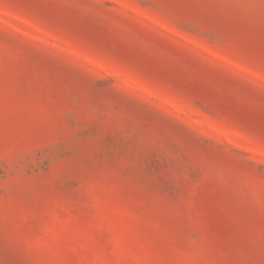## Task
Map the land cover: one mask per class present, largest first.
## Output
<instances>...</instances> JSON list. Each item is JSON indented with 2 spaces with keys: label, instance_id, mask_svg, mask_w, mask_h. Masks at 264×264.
<instances>
[{
  "label": "rangeland",
  "instance_id": "1",
  "mask_svg": "<svg viewBox=\"0 0 264 264\" xmlns=\"http://www.w3.org/2000/svg\"><path fill=\"white\" fill-rule=\"evenodd\" d=\"M0 264H264V0H0Z\"/></svg>",
  "mask_w": 264,
  "mask_h": 264
}]
</instances>
